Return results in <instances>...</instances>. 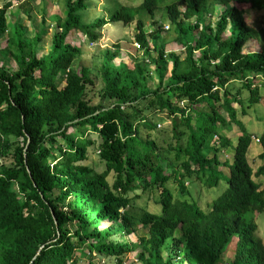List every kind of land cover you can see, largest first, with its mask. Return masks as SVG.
I'll return each instance as SVG.
<instances>
[{"label": "trees", "instance_id": "trees-1", "mask_svg": "<svg viewBox=\"0 0 264 264\" xmlns=\"http://www.w3.org/2000/svg\"><path fill=\"white\" fill-rule=\"evenodd\" d=\"M55 3L65 16L60 12L50 16ZM12 5L8 1L0 7V36L7 35L2 52L18 66L16 71L0 67V264H76L77 252L86 255L85 248L91 257L94 252L116 256L118 264L135 252L142 264H217L234 238L230 264H264V242L254 218L255 212H264V189L254 180L248 159L253 134L234 106L239 102L245 115L243 100L229 88L234 80L242 81L250 100L259 101L255 77H264V28L249 24L246 11L264 9V0H143L137 7L121 8L110 19L91 23L81 14L87 0H41L37 10L42 22L55 19L59 28L44 59L37 58L36 47L45 30L29 36L27 26L18 20L9 29L7 10ZM217 6L222 7L218 19L207 21ZM161 7L175 36L163 33L164 24L159 22L165 20H155ZM142 12L157 24L150 36L153 48L139 16ZM114 21L125 26L136 21V40L154 63L159 85L150 88L143 59L136 58L131 66L116 64L121 47L115 44L99 53L104 86L96 102L91 97L96 86L90 81L91 71L75 68L83 48L71 39L76 30L97 42ZM254 38L261 50L244 53ZM169 40L184 47L183 53L167 51ZM110 99L115 100L106 107L103 102ZM142 100L167 112L173 137L164 140H176L170 148L159 146L162 131L153 137L142 135L156 130L147 118H140V126L135 122ZM203 102L210 111L196 109L192 123L188 109ZM218 123L239 130L231 164L228 159L219 161V153L233 147L228 137L207 145L218 132ZM179 124L188 128V134L178 130ZM87 131L97 134L100 142ZM185 135L182 144L178 140ZM259 139L264 158V132ZM90 147H96L105 162L103 172L83 164ZM173 150L180 165L170 159ZM221 165L228 166L227 189L204 208L194 197L200 192L185 182L217 187L223 177ZM258 173L264 174V166ZM172 178L179 197L168 186ZM137 190L152 194L160 190L155 203L161 205V213L137 207L130 196ZM103 221L112 225L101 229ZM139 226L146 235L138 242L127 239Z\"/></svg>", "mask_w": 264, "mask_h": 264}, {"label": "rangeland", "instance_id": "rangeland-1", "mask_svg": "<svg viewBox=\"0 0 264 264\" xmlns=\"http://www.w3.org/2000/svg\"><path fill=\"white\" fill-rule=\"evenodd\" d=\"M12 1V7H10L7 10V21L9 25V29L12 28L13 24L16 23V21H21L27 26V34L29 36H34L36 32H41L42 30H45V35L43 36L42 40L36 47V56L38 59H44L47 57L48 52L50 51L52 47V40L54 39V35L57 30H59L57 26V21L55 19H48L45 23L42 22L39 11L37 10L40 8L41 0H0V7L3 6L6 2ZM143 2V0H87V9L83 10L81 12L82 19L86 23H91L95 19L98 18H107L110 19L111 16L120 10L123 7L132 8L137 7ZM238 7L243 8L244 5ZM222 11L221 6H217L215 10V14L213 16H209L210 18L207 21H211L212 23H215L218 19V16L220 15ZM61 13L60 16H65L64 11H62L58 5L55 3L54 7L52 8V11L50 13V16H53L56 13ZM141 19L145 22L146 31L153 32V30L156 28V22L154 20L152 21L149 19V15L147 13H140ZM30 16V17H28ZM30 18V19H29ZM165 20V10L159 8L156 12L155 20ZM246 19L249 24H252L257 27L258 30L264 28V10H247L246 11ZM157 21V20H156ZM169 24V22H165V25ZM137 23L136 21L131 23L130 25L125 26L121 21L120 22H111L109 23L105 29L104 34L102 32V36L100 40L97 42H89L87 38L84 37L79 31H74L75 35L71 39L70 37L67 38V40L73 41V44H77L79 47L80 45L83 48V52L80 56V59L76 62L75 68L80 70L83 66L87 67L91 71V78L90 81L93 80L96 86L93 87V91L91 92V97L93 98L92 101H100V94L101 89L104 86L103 83L100 81V60L101 56L99 53L102 49H105L107 47L113 48L116 46L115 44H118L121 48V53L118 56V58L115 59L116 64L120 63H126L129 66L133 63V61L137 59H143L146 62L149 60L148 57L144 54L143 49H135L133 47V43H135L136 38L135 35L137 33ZM163 33L165 34L167 32L166 27L163 29ZM229 32V31H228ZM175 36V33H168V36ZM7 42V35L3 34L0 36V67L6 68L9 71H16L18 66L13 60V57H7L2 52L5 50ZM173 40H169V44L166 46L167 51L173 50L177 51L179 53H183L182 49L183 47L179 44H171ZM124 47V48H123ZM261 50V43L257 38L250 39L246 45L244 46V53H250V52H257ZM152 57L156 56V52H152ZM147 75H148V83L150 88L155 89L158 85V78L157 74L155 72V65L151 63L150 61L147 63ZM169 70L171 68V64H169ZM169 72V71H168ZM252 76H250V79ZM264 79L259 78L257 83H255L259 88V101L252 102L250 100V94L247 92V89H244L242 86V81L238 82H232L230 84V87L233 90V94L237 96V98H241L243 100V105L245 109V115H242L241 113V104L235 103V107L238 109V114H241V120L245 125V128L248 132L253 133L254 135L260 136L264 132V84L262 83ZM65 84V82H62L60 87H62ZM254 88L255 85H252ZM235 88V89H234ZM241 90L244 92L240 93ZM246 93V94H245ZM115 99L105 100L103 104L106 107H110V105L113 104ZM173 101H175L173 99ZM211 103H213L212 100H210ZM222 103L219 101V103L216 104V106H219V104ZM128 104V103H126ZM186 104V103H185ZM182 105V104H181ZM183 106V105H182ZM140 112L139 117L136 119L137 126H140L141 120L140 118H147L149 122H151L153 125L155 124L156 130H146L142 133L144 137L147 136V134H150V137H153L157 134L158 130L162 131L161 133V140L159 141V146L161 148H170L173 146L176 142V140L173 141H166L165 138H171L173 137V125L171 124V120L168 118L166 111H160L155 106L149 105L148 101L142 100L139 104ZM188 109V108H187ZM196 109L198 110H206L210 111V107L207 103H201L193 108V110L189 111L193 116L192 123L196 121ZM221 113L225 118H228L227 113L221 109ZM179 120V119H178ZM178 130H184L188 134V128L185 126H178ZM69 132H73V129L70 128ZM164 132H169V135L166 137L164 136ZM238 127L236 125H230V127L223 126V124L218 123V132L212 135L211 140L207 143L208 147L210 145L214 144L217 138L225 136L230 139V141L233 143V147L229 150H224L219 153V161L222 163L226 159H228L229 163L231 164L233 161V154H234V148L237 142L238 137ZM92 140H97L98 143L100 142V139L97 138V134H92L89 131H87V134ZM159 136V135H158ZM187 136L185 135L182 139H179L178 141L182 144H185ZM177 141V142H178ZM59 142V139H58ZM253 145L251 144V149L249 150V161L250 164L254 170V180L260 184V189H264V175L259 174V169H261L264 166L263 158L261 157L260 151L256 150L254 148L257 141L253 139ZM161 148L159 149V152H161ZM255 149V150H254ZM262 150V148H261ZM96 147L93 149L92 147L89 148L88 152V159L83 161V164L91 166L94 168L97 172H103L106 169L105 162L101 160L99 155L96 153ZM212 153H210V156ZM170 159L176 164L180 165V160L176 159V155L174 150L170 152ZM223 165L220 166L222 168ZM223 177L217 187H213L210 189L205 188L203 185L195 187L192 183L196 184V182H190V180H187L185 182V185L192 188V190H198L200 192V196L197 197V193H195L194 197L199 198L202 206L204 208L207 207L208 204L212 203L216 198H218L226 189H227V176H228V166H223L222 168ZM109 179L111 183L114 182V174L111 173L109 176ZM168 186L175 192L176 195H178V183L175 182V180L172 178L168 182ZM160 193V190L157 191L155 194L148 192H142L141 190H137L133 193H130V196L135 197L134 198V204L139 208H145L149 211L155 212L160 214L162 211V207L160 204H156V198ZM136 195H139L140 197L136 198ZM179 197V195H178ZM193 199L192 196H185L183 199ZM255 222L258 226L257 235L262 238L264 242V212H255L254 213ZM112 225V223L108 221H103L100 223L101 229L108 228ZM72 228L73 226L70 225ZM75 226V225H74ZM147 230L142 228V226H139L137 231L132 232L131 234H127V239L138 242L141 236L146 235ZM116 238L113 237V239ZM92 242H96V239L90 240ZM236 238H234L230 246H228L227 252L224 253V255L219 259L218 264H224V262L230 261L233 257L234 249L236 246ZM84 251L86 252V255L80 254V252H77V263L76 264H89L90 260H92L95 264H118L117 257L111 256V257H103L101 255H97V253H93L92 257L89 255L88 249L85 248ZM139 252V251H138ZM223 259L224 262H223ZM123 264H142L137 257V252L135 253H128L127 255L123 256Z\"/></svg>", "mask_w": 264, "mask_h": 264}, {"label": "clouds", "instance_id": "clouds-1", "mask_svg": "<svg viewBox=\"0 0 264 264\" xmlns=\"http://www.w3.org/2000/svg\"><path fill=\"white\" fill-rule=\"evenodd\" d=\"M251 10H254V9H251ZM262 10H264V9H262ZM150 19V18H149ZM152 20V19H151ZM157 20V19H156ZM153 21V20H152ZM165 22H167V21H164V22H159V23H163L164 24V26H163V29L166 27V30H167V33H170V34H172L173 33V31L172 32H170V23L169 24H166L165 25ZM145 23V22H144ZM156 24V23H155ZM157 25V24H156ZM252 25V24H251ZM146 26V25H145ZM137 28V27H136ZM105 29V28H104ZM104 29H103V31H104ZM156 29V28H155ZM154 29V30H155ZM162 29V30H163ZM154 30H153V32H154ZM145 31H146V27H145ZM153 32H148L147 33V31H146V33H147V38H148V42H149V45H150V47L151 48H153V41H152V39H151V33H153ZM164 32V31H163ZM136 38V37H135ZM174 42V41H173ZM176 43V42H175ZM178 44V43H177ZM133 47H135V49H142L141 47H140V42H138L137 40L135 41V43H133ZM122 48V47H121ZM124 48V47H123ZM184 48V47H183ZM171 51V50H170ZM143 52H144V50H143ZM120 53H121V49H120ZM145 54V53H144ZM151 54H152V52H151ZM118 58V57H117ZM149 59V58H148ZM150 61V59L147 61V63ZM134 62V61H133ZM151 63H152V61H150ZM121 64V63H120ZM124 64H126V63H124ZM154 64V63H153ZM119 65V64H118ZM171 67H172V65H171ZM256 79H258L259 80V78H263L264 79V77L262 76V75H260V74H258V75H256V77H255ZM183 106H185V103L184 102H182L181 103ZM125 105H127V104H125ZM124 105V106H125ZM259 137L260 136H257V135H252V141H253V139H258L259 141H257L256 139V141H257V143H259L260 144V139H259ZM218 139V138H217ZM263 160H264V158H263ZM250 162V161H249ZM262 175H264V174H262ZM261 238V237H260ZM262 239V238H261ZM230 246V245H229ZM228 249V248H227ZM227 252V251H226ZM234 253H235V249H234ZM234 253H233V257H234ZM233 257L231 258V261H232V259H233ZM224 260L225 259H223V262H224ZM231 262L230 261H227V262H224V264H230ZM218 264V263H217ZM223 264V263H222Z\"/></svg>", "mask_w": 264, "mask_h": 264}, {"label": "crops", "instance_id": "crops-1", "mask_svg": "<svg viewBox=\"0 0 264 264\" xmlns=\"http://www.w3.org/2000/svg\"><path fill=\"white\" fill-rule=\"evenodd\" d=\"M102 32H103V31H102ZM103 34H104V32H103ZM168 44H169V43H168ZM168 44H167V45H168ZM171 44L175 45V44H177V43L172 42ZM263 81H264V80H263ZM263 81H262V82H263ZM234 82H238V80H234ZM229 86H230V85H229ZM252 134H253V133H252ZM238 135H239V134H238ZM257 136H258V135H257ZM251 144L253 145V142H252ZM254 148H255L256 150L260 151V153L263 152V148H262L261 144H255V145H254ZM261 148H262V150H261ZM250 149H251V146H250ZM250 149H249V150H250ZM255 149H254V150H255ZM248 158H249V151H248ZM263 161H264V160H263Z\"/></svg>", "mask_w": 264, "mask_h": 264}, {"label": "built area", "instance_id": "built-area-1", "mask_svg": "<svg viewBox=\"0 0 264 264\" xmlns=\"http://www.w3.org/2000/svg\"><path fill=\"white\" fill-rule=\"evenodd\" d=\"M256 139V138H255ZM257 141H259L258 139H256Z\"/></svg>", "mask_w": 264, "mask_h": 264}]
</instances>
